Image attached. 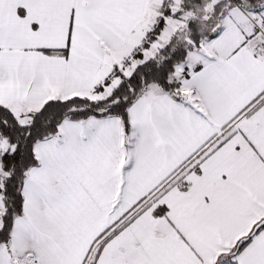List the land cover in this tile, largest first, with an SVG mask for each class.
Wrapping results in <instances>:
<instances>
[{"label":"snow or ice","instance_id":"obj_1","mask_svg":"<svg viewBox=\"0 0 264 264\" xmlns=\"http://www.w3.org/2000/svg\"><path fill=\"white\" fill-rule=\"evenodd\" d=\"M0 264H264V0H0Z\"/></svg>","mask_w":264,"mask_h":264}]
</instances>
